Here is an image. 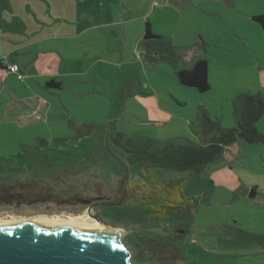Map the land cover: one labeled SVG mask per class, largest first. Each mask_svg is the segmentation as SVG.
<instances>
[{
  "label": "rangeland",
  "instance_id": "1",
  "mask_svg": "<svg viewBox=\"0 0 264 264\" xmlns=\"http://www.w3.org/2000/svg\"><path fill=\"white\" fill-rule=\"evenodd\" d=\"M76 3L80 2L0 0V13L43 14L52 5L54 12L60 9L72 16ZM165 11V18L153 15L158 34H152L156 36L152 42L170 45L171 53L180 54L181 58H176L182 64H189L184 54L197 52L196 45L207 42L206 50L215 59L221 58L233 73L211 74L215 83L202 94L180 83L172 63L159 59L148 62L136 54L137 49L134 53L121 48L114 37L100 44L104 51L95 50L94 56L75 48L86 40L75 42L66 36L56 40L60 51L35 47L14 55L19 61L35 57L23 65V71L35 77L42 69L51 71L67 84L51 88L47 81L38 83L30 77L14 89V103L9 102V92L8 101L1 102L6 95L0 93V177H7L8 182L35 181L36 177L51 181V185L59 182L53 194H74L84 200L0 204V219L91 214L88 198H117V178L128 175L130 180L138 179L132 166L124 165L115 154L112 135L122 132L157 142L200 144L215 131L208 121L219 120L223 127L235 125L227 85L248 81L253 93H264V74L260 75L264 73V31L252 18L264 11V0H171ZM66 26L41 35L76 37L84 24ZM9 36L14 39L3 41L12 48L25 47L27 39H17L21 34ZM44 40L47 46L53 44L51 38ZM68 43L74 48L67 49ZM49 53L54 54V60L48 59ZM10 84H16V77ZM134 91L144 94L134 95ZM148 92L156 95L157 102L146 95ZM256 126L264 132V115ZM225 154L199 177L193 172H173V178L185 181L184 196L194 199L187 204L191 216L170 213L158 218L150 214L146 203L120 206L119 212L124 214L119 217H113L111 210L106 212L117 221L116 227L124 230L121 240L130 250L133 264H264V248L240 235L241 230L264 235V144L239 139ZM230 166L232 175L228 173ZM99 206L97 209L104 213L106 209ZM136 216L145 219L137 221ZM178 226L185 230L182 237L164 238V244H157L155 250L150 247L156 235L163 237Z\"/></svg>",
  "mask_w": 264,
  "mask_h": 264
},
{
  "label": "trees",
  "instance_id": "2",
  "mask_svg": "<svg viewBox=\"0 0 264 264\" xmlns=\"http://www.w3.org/2000/svg\"><path fill=\"white\" fill-rule=\"evenodd\" d=\"M252 18L264 31V13L256 14ZM146 36H152L149 26ZM175 71L182 85L195 88L202 94L211 89L208 59H198L191 67L175 66ZM46 84L51 88L62 87V83L55 80H50ZM231 102L235 125L223 127L219 120L208 121L215 131L210 139L200 144L175 141L157 142L151 138L139 139L122 132L112 135V142L117 147L115 154L124 160V165L127 166L128 163L132 166L138 179L130 180L127 178L128 175L117 178L118 183L114 185H117L116 190L119 192L117 198L106 196L103 198V195L88 198L91 204L99 203V207L106 209L104 213L101 212L100 217L107 223L118 226L117 221L111 220L106 212L111 210L113 217H119L124 214L122 211L119 212L120 206L131 207L133 204L141 205V203H146L150 214L158 218H165L170 213L191 216L192 211L187 204L194 202V199L184 196L185 181L173 178V172H193L199 177L210 164L222 157L227 148L233 146L239 139L248 143L264 144V132L259 131L256 126L257 121L264 115V95L260 92H240L232 97ZM38 178L36 177L35 181L8 182L5 180L8 179L7 177L5 179L0 177V204L33 205L39 202L44 204L64 200L69 203L84 200L74 194H53L59 182L51 185V181ZM185 202L186 205H183ZM135 219L144 221L145 218L136 216ZM178 227L169 230L163 237L162 234L156 235L154 238L157 239L150 240V247L155 250L157 244H164L162 241L164 238L182 237L183 234L176 233H182L183 227ZM240 235L250 243L264 248V235L246 230H241ZM164 257L169 258V256ZM171 257L176 259L174 254Z\"/></svg>",
  "mask_w": 264,
  "mask_h": 264
},
{
  "label": "crops",
  "instance_id": "3",
  "mask_svg": "<svg viewBox=\"0 0 264 264\" xmlns=\"http://www.w3.org/2000/svg\"><path fill=\"white\" fill-rule=\"evenodd\" d=\"M91 1L92 4H87L86 0H78V2L81 4H74V8L71 10L73 12L72 16L67 15L65 11L60 9L54 12L51 9L52 5H49V10H44L42 12L43 14L38 11H34V14L28 13L27 15H18L19 13H13L11 16H7L2 12L0 13V59L6 56L8 63L18 64L20 73L23 76V78L20 79L17 74L10 73L8 71L7 64L0 63V93L6 95V99L1 100V102L8 101L7 92H9L11 94L9 102L14 103V89H19V83L27 81L30 77H35V75H32L30 71H23V65L25 66L27 62L31 61V59H34V56H31L30 59L22 61L15 59L13 56L18 53L20 54L21 52L28 53L35 47L40 48L43 51H50V48L60 51V45L56 40L62 38V36H66L67 40H76L75 42L82 41L83 39L86 40L83 45L76 44L75 48L80 49L86 55L89 54L91 56H94V52H96L95 50L104 51L100 44H106V41L108 42L110 38L114 37L119 39V42L122 45L121 48H130L128 50H132L134 53H136L137 49L136 54H139L148 62L159 59L172 63L174 67H191L198 59L206 58L209 61V78L212 86L215 81L211 78V74H217L219 71L225 74L226 72L233 73L231 67L227 68L222 64L221 58L215 59L213 54L206 50V46H209L207 42L198 43L196 45L197 52H193L189 56L184 54L183 58L188 59L187 61L189 64H182L184 62H181L179 59V63L177 60V58H181L180 54H177L176 58L174 53H171L172 47L170 45L163 44L162 46H159L157 43L152 42V39L156 36H146L148 26L150 27L152 34H158L156 31H154L155 20L153 15L158 13L161 17L165 18L167 15L165 10L167 7H169L171 0ZM261 13H264V11ZM261 13H254L253 16ZM76 22H79V24H84V27H81V31L76 34V37L70 34L61 35L56 33L48 34L46 36L41 35L45 32L52 33L57 27L67 28V23ZM9 33L21 34V36L17 39H27V41L23 44L25 47L20 49H18V47L12 48V44L4 42L3 39H14V37H8ZM46 38H51L49 41L53 42V44L48 46L45 45L46 40L44 39ZM130 39L133 40V42L128 43L126 40ZM134 43L136 44V47ZM244 43L246 44V41ZM73 48L74 47L72 46V43L67 44V49L71 50ZM48 59L54 60V54L49 53ZM53 64H58V61H54ZM35 69L39 70L37 67ZM227 70L231 72H228ZM263 74L264 73H260L261 76ZM14 77H16V84L11 85L10 80ZM222 77L225 78L226 75H222ZM35 78L38 80V83H41V80L43 79L47 82L50 80H55L57 82H61L62 85L67 84L65 79H60L53 75L51 71H45L43 69L41 73ZM139 82L141 81L139 80ZM135 86L136 85L134 84V87ZM241 88H244L243 91H238V89L241 90ZM246 88L249 90H245ZM227 89L229 91L227 94L230 96L229 99L231 101L232 97L236 93L251 91V85L250 82L248 83V81H244L241 85H227ZM128 92H130V89ZM132 93L134 95H140V93L144 94V92L141 91H134ZM260 93H263V91H260ZM146 95H149L150 99H154V102H157V97L154 93L148 92ZM159 98L162 99L163 97L159 95ZM231 150L232 146L228 147L225 153H228ZM232 169L233 168L230 166L228 171L230 175H232ZM236 181L237 179H235L233 182L235 183Z\"/></svg>",
  "mask_w": 264,
  "mask_h": 264
},
{
  "label": "water",
  "instance_id": "4",
  "mask_svg": "<svg viewBox=\"0 0 264 264\" xmlns=\"http://www.w3.org/2000/svg\"><path fill=\"white\" fill-rule=\"evenodd\" d=\"M123 234L51 223L0 225V264H133Z\"/></svg>",
  "mask_w": 264,
  "mask_h": 264
},
{
  "label": "bare ground",
  "instance_id": "5",
  "mask_svg": "<svg viewBox=\"0 0 264 264\" xmlns=\"http://www.w3.org/2000/svg\"><path fill=\"white\" fill-rule=\"evenodd\" d=\"M21 217V216H20ZM25 217V216H24ZM38 223H51L62 226L74 227L83 230H92L97 232L118 231L124 232L123 229L113 226H108L98 221L93 215L81 213L77 215H51V216H38L33 218H3L0 219V225H26Z\"/></svg>",
  "mask_w": 264,
  "mask_h": 264
},
{
  "label": "built area",
  "instance_id": "6",
  "mask_svg": "<svg viewBox=\"0 0 264 264\" xmlns=\"http://www.w3.org/2000/svg\"><path fill=\"white\" fill-rule=\"evenodd\" d=\"M0 63L7 64L10 73L17 74L20 79L23 78L20 73L19 65L16 63H8L6 56L0 59Z\"/></svg>",
  "mask_w": 264,
  "mask_h": 264
},
{
  "label": "flooded vegetation",
  "instance_id": "7",
  "mask_svg": "<svg viewBox=\"0 0 264 264\" xmlns=\"http://www.w3.org/2000/svg\"><path fill=\"white\" fill-rule=\"evenodd\" d=\"M96 205H99V203H94V204H90V208L92 209V211L99 217V218H101L100 216V214H101V212L97 209V207H96ZM96 207V208H95ZM102 219V218H101ZM103 220V219H102ZM105 221V220H104ZM106 222V221H105ZM181 232H182V234L185 232V230H183V228L181 229ZM123 242H125V241H123Z\"/></svg>",
  "mask_w": 264,
  "mask_h": 264
}]
</instances>
